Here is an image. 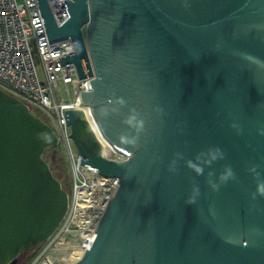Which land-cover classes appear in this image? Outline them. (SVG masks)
Listing matches in <instances>:
<instances>
[{
  "label": "water",
  "instance_id": "water-1",
  "mask_svg": "<svg viewBox=\"0 0 264 264\" xmlns=\"http://www.w3.org/2000/svg\"><path fill=\"white\" fill-rule=\"evenodd\" d=\"M37 3L48 41L70 38L60 65L91 76L77 99L125 156L106 158L84 111L63 110L80 163L118 179L72 264H264V196L251 198L250 171L264 180V0H64L60 25ZM57 143L0 88V264L46 241L67 212L42 158ZM226 168L234 178L221 182Z\"/></svg>",
  "mask_w": 264,
  "mask_h": 264
},
{
  "label": "built area",
  "instance_id": "built-area-1",
  "mask_svg": "<svg viewBox=\"0 0 264 264\" xmlns=\"http://www.w3.org/2000/svg\"><path fill=\"white\" fill-rule=\"evenodd\" d=\"M46 1L55 22L62 24L68 18L64 0ZM69 48L72 53L69 37L48 41L37 0H0V88L20 99L30 111L49 117L70 178L67 212L47 239L51 242L48 250L32 264H72L78 260L73 254L82 255L90 245L103 210L118 187L116 177L100 175L94 167L80 163L69 136L63 110L90 112L77 98L88 89L91 78H80L73 63L60 65L59 57L70 54ZM94 126L101 153L112 160H124Z\"/></svg>",
  "mask_w": 264,
  "mask_h": 264
},
{
  "label": "clouds",
  "instance_id": "clouds-1",
  "mask_svg": "<svg viewBox=\"0 0 264 264\" xmlns=\"http://www.w3.org/2000/svg\"><path fill=\"white\" fill-rule=\"evenodd\" d=\"M69 53L72 51L71 48L68 49ZM132 119L134 118H130L127 123L131 124L132 123ZM138 126H141L138 123ZM218 153V150H217ZM217 153H210L211 155V159L215 160L217 158ZM187 166L189 168H191L197 175H200L203 172V169L197 165V164H193L191 161L187 162ZM169 170L170 171H175V162L173 161L172 164L169 166ZM251 172L254 173L256 179H257V183H256V187H255V192L251 195L252 199H255L256 196H264V180L260 179V174L256 171L255 168L250 169ZM233 177V173L231 168H226L225 171L220 175L219 180L221 182L227 181L229 179H232ZM210 186L215 190L218 188V185L214 182H212L211 180L209 181ZM200 195V189L198 186H194L192 188V192L191 195L189 197V199L187 200V203L189 204H193L196 202V199L199 197Z\"/></svg>",
  "mask_w": 264,
  "mask_h": 264
},
{
  "label": "rangeland",
  "instance_id": "rangeland-1",
  "mask_svg": "<svg viewBox=\"0 0 264 264\" xmlns=\"http://www.w3.org/2000/svg\"><path fill=\"white\" fill-rule=\"evenodd\" d=\"M38 70L40 73V67L39 66H38ZM41 117L44 119L45 123H47L48 125H50V127L53 128V124L51 123V120L49 119V117H47L45 114H42ZM59 151H60V154L64 158L66 171H65V173H60V171H58L57 166L54 167V170L59 175V178H60L59 180L61 182H63L65 177L67 175H69V171H68V164H67L65 155H64L63 151L60 149V147H59ZM50 245H51V242L49 240H46V241L42 242L41 244H39L35 247H32L31 249L29 248V250L26 249L25 252L20 253L16 257V263L15 264H32L38 256H40L41 254L45 253L48 250Z\"/></svg>",
  "mask_w": 264,
  "mask_h": 264
},
{
  "label": "trees",
  "instance_id": "trees-1",
  "mask_svg": "<svg viewBox=\"0 0 264 264\" xmlns=\"http://www.w3.org/2000/svg\"><path fill=\"white\" fill-rule=\"evenodd\" d=\"M36 117H39L41 120L44 121V119L41 117L42 113L38 110H32L31 111ZM45 122V121H44ZM42 158L49 164V167L54 174V176L59 180V175L55 172L54 167H58V171L60 173H65L66 167L63 156L60 154L59 146H50L44 149L42 153ZM60 181V180H59ZM62 188L69 193L70 192V178L69 175H67L63 182H61ZM31 249V248H30ZM29 250V249H27ZM25 252V250L23 251ZM21 252V253H23Z\"/></svg>",
  "mask_w": 264,
  "mask_h": 264
},
{
  "label": "bare ground",
  "instance_id": "bare-ground-1",
  "mask_svg": "<svg viewBox=\"0 0 264 264\" xmlns=\"http://www.w3.org/2000/svg\"><path fill=\"white\" fill-rule=\"evenodd\" d=\"M85 114H86V117H87L88 121L90 122V124L94 126V121H93V119L91 117L90 112L89 113L86 112ZM80 256H81V254L80 253H77V254H73L72 258L75 260V259H79ZM73 259H70L69 261H73ZM75 261H77V260H75Z\"/></svg>",
  "mask_w": 264,
  "mask_h": 264
}]
</instances>
